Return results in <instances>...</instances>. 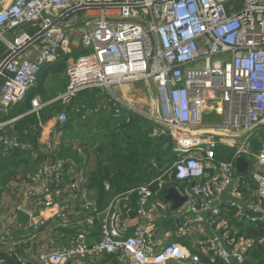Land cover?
Masks as SVG:
<instances>
[{"label": "built area", "instance_id": "2783aa9c", "mask_svg": "<svg viewBox=\"0 0 264 264\" xmlns=\"http://www.w3.org/2000/svg\"><path fill=\"white\" fill-rule=\"evenodd\" d=\"M0 44L5 47L0 46V130L7 129L0 135V154L35 151L33 143L9 131L18 116H40L53 102L68 105L81 91L99 89V96L114 101L109 110L114 117L140 116L152 122V135L171 136L177 159L170 169L185 183L175 188L188 196L185 205L172 209L152 189L155 182L163 187L165 169L103 207L84 169L77 170L73 158L58 155L61 137H55L44 143L45 160L24 185L26 207L18 210L29 214L28 223L10 217L0 225V243L9 254L25 264L17 248L18 231L35 237L49 218L68 222L78 212V201L84 212L81 227L72 229L66 245L43 251L39 264L103 254H119L126 264H202L198 253L176 240L196 230L205 233L200 250L212 260L246 262L255 239L208 235L202 213L217 219L228 207L239 222L264 220V0H0ZM80 48L87 52L75 56L73 50ZM62 59L67 63L65 90L49 100L31 95L43 68ZM140 82L152 95L150 112L132 98L138 89H123ZM28 99L30 109L14 113ZM101 109L92 107L82 118ZM68 118L62 111L57 122ZM83 150L78 148L81 154ZM240 156L250 162L246 173L238 170ZM104 186L111 189L108 181ZM225 191L230 199L223 198ZM187 209L196 216L158 241L153 238L159 218L171 213L180 218ZM249 210L263 215L250 216ZM131 213L141 222L130 225ZM96 225L99 237L88 242L86 229ZM258 243L264 253V235Z\"/></svg>", "mask_w": 264, "mask_h": 264}, {"label": "trees", "instance_id": "16d2710c", "mask_svg": "<svg viewBox=\"0 0 264 264\" xmlns=\"http://www.w3.org/2000/svg\"><path fill=\"white\" fill-rule=\"evenodd\" d=\"M87 51L84 48L74 49L73 54L79 56ZM67 68L64 59L45 66L40 74L41 83L39 88L33 89V92L39 90L44 92V83L48 76H53L58 72H63ZM46 91V90H45ZM34 92V93H35ZM99 89L81 91L69 105L60 101L54 102L45 107L40 116L30 113L14 122L13 130L22 139L33 143V150L41 147L38 142L40 130L36 126L47 118L49 114L56 115L67 110L68 121L58 123V130L62 132L61 145L58 155L71 157L76 160L77 170L81 169L85 158L78 151L82 147L87 156H93L94 169L88 173V185L95 190L96 198L99 204L105 200L112 199L115 195L124 192L129 188H134L145 184L153 178L159 177L166 169H170L177 156L172 150V139L169 134L159 137H153L150 133L153 131L152 122L140 116H132L129 120L112 117L110 114L96 113L91 115L88 120L82 118L83 114L91 107L100 103ZM38 93V92H37ZM33 95V94H31ZM51 99L50 96L43 100ZM106 107L107 111L113 108L114 101L107 97L101 105ZM30 99H28L20 108V111L30 109ZM113 110L109 111L111 113ZM34 117L37 120H34ZM0 120L3 118L0 116ZM150 135V136H148ZM254 147L258 148L256 140ZM220 153V152H218ZM221 156V154H219ZM44 161V154L38 157ZM156 160V164L152 162ZM34 161L31 151L15 150L14 152L3 155L0 154V182H8L11 176L15 175L21 165L32 164ZM40 161V160H39ZM161 164V166H160ZM14 167L16 169L14 170ZM110 183L107 190L104 182ZM184 182L177 180L174 174H166L163 179V187L160 188L158 182L151 185L154 191H159L161 198L165 200V195L172 187H183ZM137 204V197H133V206ZM237 226H240L246 237L254 238L256 243L251 248V258L258 257V262H264L262 259L263 251L259 250L258 240L264 235V222L260 225L250 224L248 221L234 220ZM63 229V228H62ZM87 230H98V225ZM64 235L73 233V230H63ZM261 247V246H260ZM262 250V248H261ZM195 253L202 256V251L194 249ZM256 254V255H255ZM208 255V254H207ZM264 256V255H263ZM0 259L4 260L3 264H22L17 257L9 253H0ZM220 259L212 260V256L204 258L202 264H215ZM223 262V261H222ZM25 264H32L26 262Z\"/></svg>", "mask_w": 264, "mask_h": 264}, {"label": "crops", "instance_id": "0c3cea01", "mask_svg": "<svg viewBox=\"0 0 264 264\" xmlns=\"http://www.w3.org/2000/svg\"><path fill=\"white\" fill-rule=\"evenodd\" d=\"M8 1L9 0H7V2ZM32 51L34 52V55L37 53V51H34V50H32ZM49 78H50V76L47 77L46 82L44 83V92L40 93L38 90L37 91L38 93L35 91H34L35 92L34 93L32 91L31 94H33V96H37L39 98H41L43 94H46V92H47L46 87L48 85V79ZM40 83H41V76H39L38 83L36 84V86L34 88L38 89ZM123 89L125 92L129 91V93L132 91L137 92V89L139 91V88L136 86V84L134 86H131V87L124 86ZM60 93H53L54 95L50 96V97L54 98ZM96 96H99L98 93ZM126 96H127V94H126ZM100 97H101L100 103L94 107L102 108L101 111L100 112H93L94 110H91L89 113H87L85 115L86 120H88L87 118H89L91 115L96 114V113H102L103 114V112H104L106 114L111 115V113H109V111H107V109L103 108L104 104L101 105V103L104 100H106L107 97H102V96H100ZM43 98L44 97H42V100H43ZM20 108H21V105L16 107L14 109V113H21ZM58 114L53 115L51 118H49V115H52V114H49L47 118H43L42 121L39 123V124H41V129H38V130H40V134L38 136V142L41 144V147L34 151V153L32 155L34 161H32V164L29 163L28 165H21L18 168V172L15 173L14 176H12L10 183H9L10 185H9V190H8V192L11 194L10 195L11 197L9 199L10 201L6 200L5 202H3L2 206H0V208L5 206V209H8V214H7V216H4L3 214L0 215V225L5 223L10 217H12V218L17 217V210L19 207H21V206L26 207V205L23 203L24 202V185H25L26 181L28 180V177H29L30 173L33 171V169L37 165H39L43 162V161H41V159L37 158L38 155L44 154V159L46 157L45 152L43 151L44 143L46 141H48L49 139H52L55 137H61L62 138V132L60 130H58V122H57ZM111 116L114 117L113 115H111ZM20 118H22V115L18 116V119H20ZM117 118H119V119L125 118L126 119V117H124V116L123 117H117ZM126 120H128V119H126ZM13 125H14V123L11 124L8 128H9L10 132L15 133L13 130V128H14ZM83 154L84 155H82V156L85 158V160H84L83 165L81 167L86 168V170L84 169V172H85L86 176L88 177V173L92 169H94V160L92 159L93 156H91V157L87 156V154L85 153L84 150H83ZM15 169H16V167H14V170ZM251 169H252V167H251ZM73 177H74L73 174H71L70 177L67 176L64 183H67L69 181V178H73ZM15 180H17V181L15 182ZM93 193H94V196L96 197L95 190H93ZM62 195H63V197H66L68 194L63 193ZM19 197H22V199L20 201L18 200ZM223 198L224 199H230L231 198L228 191L224 192ZM110 200L111 199L105 200V202L103 204H101V206H103V207L107 206L108 203L110 202ZM160 201L161 200H159V199L153 200V202H156V203H158ZM76 204H77V211L78 212H77V214H73L70 217L68 222H59L57 219L49 218L46 226L35 237H30L28 234H25L24 230L18 231V244H17L18 252L24 259H26L27 262L32 263V264H39L40 263L39 256L43 251L50 250L56 246L66 245L68 243L67 235H63V236L61 235L64 232L63 230L64 229L65 230H72V229H75V227H77V228L81 227L78 225V221L82 218V216L84 214V212H83L78 201L76 202ZM233 211L234 210L231 208L223 207L221 217L217 218V219L216 218L213 219L211 217L210 213L203 212L202 216L204 219L203 226L205 228V232L208 235H213L214 233H219L221 235H223L225 233L233 235L234 231L232 229V226H235L237 224L234 221L235 219H233ZM155 212H156V210H155ZM170 215H172V213ZM170 215L163 216V217L158 219L157 226H155V229L153 230V235H154L153 238L157 239V241L159 239H161L163 236L168 235L170 231L172 232V230L175 229V227L178 223H181L186 219L194 218L196 216V214L194 212H192L188 209L185 211V213L182 214V216H180V218L179 217L175 218V217H172ZM4 217H6V218H4ZM169 218H174L178 222L173 227L163 228V225H162L163 221L167 220ZM127 222L133 226L135 223L141 222V220L138 217H136V215L134 213H131L130 216H128V218H127ZM263 222H264V220L258 224L254 223L253 225H260ZM250 224H252V223H250ZM220 225H226V227H221ZM204 235H205V233H202V232L196 230L193 233H189L187 235L179 236L178 238H176V240L182 246H185L188 249L194 251V249H196V250L200 249L201 243L204 239ZM98 237H99L98 230L97 231L96 230H92V231L87 230L88 242H94L98 239ZM225 243L228 245L227 239H225ZM157 248H158V246H157ZM259 250L262 252L260 246H259ZM252 251L250 250L249 254L247 255L246 262L249 264H263L264 262H261V263L258 262V260H259L258 257L251 258ZM0 253L1 254L2 253H8V246L0 243ZM201 254H202L201 260L204 261V258L208 257V255L204 254L203 252ZM263 255H264V253H263ZM263 255H262V259L264 260ZM0 260H3V259H0ZM245 263H240L235 258H231L230 262L228 264H245ZM65 264H126V263L123 261L121 255H119V254H103L97 258H87V259L77 260L74 262H66ZM168 264H175V263L173 261H170ZM203 264H204V262H203ZM215 264H225V263H223L221 260H219V262H216Z\"/></svg>", "mask_w": 264, "mask_h": 264}, {"label": "rangeland", "instance_id": "374dc122", "mask_svg": "<svg viewBox=\"0 0 264 264\" xmlns=\"http://www.w3.org/2000/svg\"><path fill=\"white\" fill-rule=\"evenodd\" d=\"M20 31H22V29H20ZM0 46L2 47V49H5V47L2 46L1 44H0ZM67 83H68V75H67L66 69L63 72H58V73L54 74L53 76H50V78L48 79V85L46 87L47 92H46V94H43L42 97L47 98V96H53L54 95L53 93L63 92L67 86ZM136 86L139 88V92L137 94H133L132 98L136 102H138L140 105H142L147 112H150V107H151V105L154 106V102L152 100V95L149 92V89L147 87H143L144 82H140V83L136 84ZM42 97H41V99H42ZM210 118H211V116L207 115L205 119L208 121ZM34 120H37V118L34 117ZM150 134L152 135V133H150ZM148 136H150V135H148ZM152 136L153 137H159V136H154V135H152ZM172 150H173V146H172ZM83 169L86 170L85 167H83ZM17 172H18V169L15 170V173H17ZM168 174H170V175L172 174L171 169H169ZM11 178H12V176H11ZM11 178L6 183L0 182V206H2L3 202H5L6 200L10 201L9 199L11 197L10 196L11 194L8 192V190H9V185H10L9 183H10ZM16 181L17 180H15V182ZM21 199H22V197H19L18 200L20 201ZM2 214L4 216H7V214H8V209H5V206L0 208V215H2ZM4 218H6V217H4ZM232 229L234 231L233 235L236 238L246 237L240 226H236V225L232 226Z\"/></svg>", "mask_w": 264, "mask_h": 264}, {"label": "water", "instance_id": "95a60500", "mask_svg": "<svg viewBox=\"0 0 264 264\" xmlns=\"http://www.w3.org/2000/svg\"><path fill=\"white\" fill-rule=\"evenodd\" d=\"M150 84H151V89H152L153 95H155V89L153 87L152 81H150ZM64 111H66V109H64ZM52 116L53 115H49V118H51ZM36 128L41 129V124H38L36 126ZM5 133H7V129L0 130V135H3ZM216 135L217 136H223L220 134H216ZM249 163H250L249 160L245 156H240L236 160L238 170L242 173L247 172L248 167H249ZM160 166H161V164H160ZM194 183L195 182H193L192 184H194ZM165 199L172 203V209H178V208L182 207L183 205H185V203L188 201V196L181 194L177 188L172 187L166 193ZM248 214L250 216H256V215L262 216L263 212H256L254 210H249ZM28 220H29V214L25 210L19 209L17 211V222L19 224L26 225L28 223ZM177 222L178 221L175 220L174 218H169L167 220H164L162 225H163V228H170V227L175 226V224Z\"/></svg>", "mask_w": 264, "mask_h": 264}]
</instances>
